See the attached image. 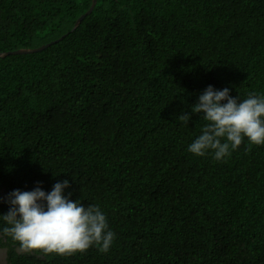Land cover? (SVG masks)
<instances>
[{"label":"trees","instance_id":"obj_1","mask_svg":"<svg viewBox=\"0 0 264 264\" xmlns=\"http://www.w3.org/2000/svg\"><path fill=\"white\" fill-rule=\"evenodd\" d=\"M92 1L0 0V52L53 41L0 57V189L68 178L115 240L14 264H264V145L196 156L177 116L264 94V0H97L74 27Z\"/></svg>","mask_w":264,"mask_h":264},{"label":"clouds","instance_id":"obj_2","mask_svg":"<svg viewBox=\"0 0 264 264\" xmlns=\"http://www.w3.org/2000/svg\"><path fill=\"white\" fill-rule=\"evenodd\" d=\"M230 92L229 87L209 84L190 105L191 112L177 115L188 123L192 113H198L203 121L199 134L187 144L188 152L222 161L245 140L264 145V94L253 91L240 98ZM42 183L0 198L9 205L0 212V264H14L16 256L32 251L70 255L95 246L108 252L116 234L100 205L72 199V191L66 193L71 188L68 178L56 181L50 191Z\"/></svg>","mask_w":264,"mask_h":264},{"label":"water","instance_id":"obj_3","mask_svg":"<svg viewBox=\"0 0 264 264\" xmlns=\"http://www.w3.org/2000/svg\"><path fill=\"white\" fill-rule=\"evenodd\" d=\"M97 0H93L92 1V4L90 6V8L87 10L86 13H84L82 16H80L78 18V20L76 21L74 27H76L79 22L82 20V18H84V16L87 14V13H90L92 11V9L94 8L95 4H96ZM53 41L47 43V44H44V45H41V46H38V47H35V48H19V49H16L14 51H2L0 52V57H4V56H7L8 54L10 53H30V52H35V51H39V50H42L44 48H46L47 46H49Z\"/></svg>","mask_w":264,"mask_h":264},{"label":"flooded vegetation","instance_id":"obj_4","mask_svg":"<svg viewBox=\"0 0 264 264\" xmlns=\"http://www.w3.org/2000/svg\"><path fill=\"white\" fill-rule=\"evenodd\" d=\"M1 193H4V188H1V189H0V198H2V197H1V195H2Z\"/></svg>","mask_w":264,"mask_h":264}]
</instances>
